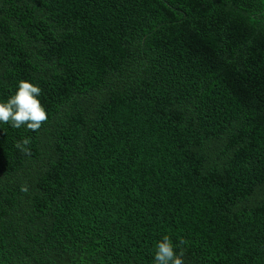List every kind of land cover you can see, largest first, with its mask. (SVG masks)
Instances as JSON below:
<instances>
[{
  "label": "trees",
  "instance_id": "obj_1",
  "mask_svg": "<svg viewBox=\"0 0 264 264\" xmlns=\"http://www.w3.org/2000/svg\"><path fill=\"white\" fill-rule=\"evenodd\" d=\"M21 80L48 119L0 123V264H154L164 235L264 264V0H0V102Z\"/></svg>",
  "mask_w": 264,
  "mask_h": 264
},
{
  "label": "clouds",
  "instance_id": "obj_2",
  "mask_svg": "<svg viewBox=\"0 0 264 264\" xmlns=\"http://www.w3.org/2000/svg\"><path fill=\"white\" fill-rule=\"evenodd\" d=\"M41 91L36 84L21 80L15 94L6 102H0V123L10 124L17 129L26 126L31 131H38L48 119L47 111L39 99ZM30 142V138H24L22 142L16 143V147L30 155V149L26 147ZM20 190L28 192L27 185H22ZM180 243L182 245L184 241ZM183 256V248L177 253L170 237L164 235L156 244L154 264H184Z\"/></svg>",
  "mask_w": 264,
  "mask_h": 264
}]
</instances>
